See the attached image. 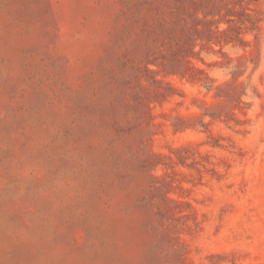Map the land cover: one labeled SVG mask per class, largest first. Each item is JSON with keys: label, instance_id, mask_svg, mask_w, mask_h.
Returning a JSON list of instances; mask_svg holds the SVG:
<instances>
[{"label": "rangeland", "instance_id": "374dc122", "mask_svg": "<svg viewBox=\"0 0 264 264\" xmlns=\"http://www.w3.org/2000/svg\"><path fill=\"white\" fill-rule=\"evenodd\" d=\"M0 264H264V0H0Z\"/></svg>", "mask_w": 264, "mask_h": 264}]
</instances>
